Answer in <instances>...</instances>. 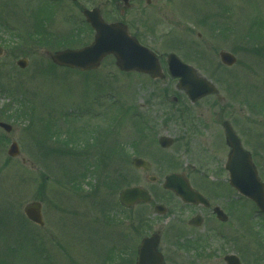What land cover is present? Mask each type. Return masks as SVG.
Wrapping results in <instances>:
<instances>
[{
	"label": "rangeland",
	"instance_id": "374dc122",
	"mask_svg": "<svg viewBox=\"0 0 264 264\" xmlns=\"http://www.w3.org/2000/svg\"><path fill=\"white\" fill-rule=\"evenodd\" d=\"M138 1V6L142 7L144 0ZM150 1L140 20L147 26L151 13L157 19L153 39L160 55L174 53L213 83L222 81L226 105L232 104L230 109H236L244 124L240 133L242 144L254 155L258 175L264 182V0ZM155 1L160 3L159 9ZM7 2L11 5L12 0ZM20 2L15 0L16 12L5 16L9 31L0 29V39L8 49L0 58V122L13 129L10 134L0 131V261L5 258L0 264H111L120 251L132 264L140 239L157 228H153L152 223L137 228L140 216L144 217V208L127 211L115 207L117 190L129 186L127 172L134 174L129 167L131 160L137 157L132 146L139 132L128 119L133 114L132 109H136L133 119L147 115L152 120L156 115L154 120L160 122L158 114L163 111L159 107L158 93L162 90L158 89L170 87V84L168 80L151 83L136 74L121 75L111 59H106L96 72L84 74L54 68L46 58L27 52V48L13 50L25 44V38L22 37L23 42L19 38V29L29 39L32 31H43L44 27L24 21L28 12L26 14V7L20 8ZM1 3L2 0L0 9ZM18 11L24 18L17 17ZM67 11L75 16L79 14L69 4ZM128 20L137 22L134 14ZM65 28H69L67 21ZM58 29L62 26L58 25ZM220 51L234 55L236 65L232 68L221 66L217 57ZM25 54L28 65L20 71L15 62ZM237 83L245 84L244 89L253 87L254 90L249 89L239 97ZM250 93H253L252 98L257 97L258 114L253 117L250 106L245 108L240 101L245 99L252 104ZM179 97L183 100L180 105L163 101L162 109L166 107L175 112L183 107L190 108L183 97ZM111 98L124 101L130 114L111 134L105 135L109 137L103 136L105 141L99 144L92 138L101 135L103 129H111V120L116 116L114 106L106 107ZM19 101L25 102V109H21ZM97 111L102 115L95 118L92 112ZM171 129L172 126L169 132ZM11 141H16L20 150V156L15 159L6 154ZM104 144L117 148L110 152L95 149ZM121 144L124 154L116 157ZM148 144L146 149L136 148L140 156L157 163L155 174L158 168L160 174L171 171L174 167L169 168L171 166L164 161L166 155L172 153L153 156ZM58 148L66 154L74 151L76 159L48 151H60ZM225 155L222 151V164ZM83 164L84 167L91 164L87 176L85 173L83 179L77 178L83 188L69 189L65 173L69 175L74 167L79 173ZM136 174L135 177L141 175ZM224 180L225 177L222 179V209L230 220L222 225V257L233 252L242 264H254V255L264 262V245L261 244L264 242V218L257 216L245 202L237 203L239 217H235L230 205L236 203L237 195L228 189ZM107 186L112 190H107ZM89 199L93 201L89 203ZM34 201L42 206L44 226L41 228L30 223L23 214V208ZM96 201L101 204L100 208L95 205ZM103 204L110 209L105 211L101 208ZM251 214L253 220H250ZM232 238L235 243L230 242ZM238 242H249V248L242 250ZM173 253L169 248L166 264H190L187 257L177 258Z\"/></svg>",
	"mask_w": 264,
	"mask_h": 264
},
{
	"label": "flooded vegetation",
	"instance_id": "af4514ba",
	"mask_svg": "<svg viewBox=\"0 0 264 264\" xmlns=\"http://www.w3.org/2000/svg\"><path fill=\"white\" fill-rule=\"evenodd\" d=\"M14 1L12 0L10 5L7 0H2L0 17L1 21L5 23L4 26L1 25L3 26L0 28L2 31H9L6 28V22L9 15L16 12L13 7ZM150 2V0H144L143 6L139 7L138 0H130V6L122 12L118 0H21L20 8L26 7V14L28 12V17L25 16L24 21L31 24L40 23L36 26L43 25L46 29L44 32L41 29L38 32L32 31V37L29 36V39L21 33V37L25 38V44L22 47L15 46L14 49L19 51L22 48H27V52H33L39 57L46 56L49 52L56 51L61 47L62 39L66 38L67 20L82 26L88 25L82 18V11L96 9L100 11L104 21L115 22L117 19H121L127 27L128 34L161 61L163 54L160 55L159 49L155 47L156 41L153 39L157 19H154L151 13L150 23L147 26L144 21L140 20L144 11L150 6ZM68 4L79 13L78 18L67 11ZM158 5L160 3L155 1L157 9H159ZM16 14L17 17L24 18L21 17L22 12L18 11ZM131 14L135 15L137 22L128 20ZM7 15L8 17L5 18ZM29 23L27 24L29 25ZM58 25L62 26L61 30L58 29ZM50 27L57 28L51 30ZM197 37L200 39L199 35ZM0 47L4 50V54L6 51L8 52V49L2 44V39H0ZM168 82L173 87L170 94L168 93L169 87L158 89L162 90L158 93L159 107L163 111V114H158V117H161L160 122L154 120L156 115L152 120L147 115H143L137 120L133 119L136 116V109H132L133 114L128 122L131 125L133 122L139 132L137 141L133 143L132 147L136 148L137 146L142 150V148L146 149L149 143L148 146L152 149L153 156L164 157L165 153H172L166 155L167 159L164 163L170 165L169 168H174L165 174H160L158 168L155 174L154 168L157 167V163L146 160L147 156H140L141 152L138 150L137 157H134L133 160L136 158V160L145 163H138L141 168L137 170L132 167L134 174L129 173L128 175V178L130 176L129 186L138 187L141 192L145 193L147 200L140 199L131 209L144 208V217L140 216V229L150 223L153 224V228H157L149 231L148 234L157 233L160 235L159 250L165 264L169 248L173 249V254L177 258L182 255L187 257L190 264H222V262L224 264L222 258V179L227 178V173L224 169L226 159L222 164V151L225 152L226 158L228 154L224 127L225 125L230 126L243 146L240 133L244 124L240 122L236 109L234 108L232 111L230 106L226 105V93L224 92L226 89H222V81L212 82L217 89L214 95L202 98L193 104L189 102L184 92L177 91L178 82L176 80ZM245 86V84L240 86L238 92L241 95L253 88L244 89ZM180 95L190 105V108L183 107L175 112L167 110L166 107L162 109L163 101L167 104L180 105ZM250 95L252 104H249L245 99H240V101L246 105L245 108L247 105L250 106V111L253 114L251 117H253L254 114H258L257 97L252 98L253 93ZM195 110L196 112H194ZM171 126L172 129L169 132L168 129ZM164 138L167 147L163 148L160 145V140ZM122 153L124 154V151ZM252 156L254 159V155ZM144 164L147 165L145 169L143 168ZM254 164L257 167L255 162ZM136 173H141L140 177H135ZM170 174L181 175V178L176 180L188 182L190 189L198 197L186 203L178 195L166 190L164 182ZM148 213H151V216H148ZM153 218L154 222H151Z\"/></svg>",
	"mask_w": 264,
	"mask_h": 264
},
{
	"label": "water",
	"instance_id": "95a60500",
	"mask_svg": "<svg viewBox=\"0 0 264 264\" xmlns=\"http://www.w3.org/2000/svg\"><path fill=\"white\" fill-rule=\"evenodd\" d=\"M124 7L128 0H121ZM87 21L95 30V37L91 45L81 50H65L50 56V60L57 66L80 71L96 69L103 58L111 55L115 59V65L122 72L135 70L147 74L151 78L161 77L157 60L147 50L140 47L137 42L127 35L122 24H105L98 16H87ZM1 53V52H0ZM220 60L226 66H233L235 59L232 55L222 52ZM25 67L24 61L18 63ZM168 73L173 78H179V88L184 90L188 98L195 102L200 98L211 94L213 87L205 79L196 77L191 67L183 65L175 56L167 58ZM0 127L6 132L10 127L0 123ZM227 145L230 148L226 170L229 173V185L240 195L250 199L256 204L260 212L264 214V185L259 181L250 156L244 152L231 129L226 128ZM16 144H12L8 150L10 157L18 156ZM136 162V161H135ZM165 188L172 190L185 201H190V192L187 182H178L176 176L168 177ZM147 200L145 194L138 189H127L119 195L122 205L130 206L137 200ZM25 216L39 226L43 225L40 205L29 204L23 210ZM158 237L156 235L143 239L136 264H162V257L157 251ZM227 264H240L232 256L226 258Z\"/></svg>",
	"mask_w": 264,
	"mask_h": 264
},
{
	"label": "trees",
	"instance_id": "16d2710c",
	"mask_svg": "<svg viewBox=\"0 0 264 264\" xmlns=\"http://www.w3.org/2000/svg\"><path fill=\"white\" fill-rule=\"evenodd\" d=\"M85 171V169H84ZM85 172H81L79 173L80 175L78 176L76 173L73 175H69V177L67 178V180H69L68 185H70V187H72L73 189H77V186L79 184V181H77V178L81 177L82 179L84 178V175H82Z\"/></svg>",
	"mask_w": 264,
	"mask_h": 264
}]
</instances>
